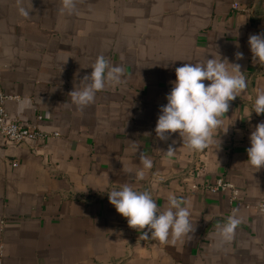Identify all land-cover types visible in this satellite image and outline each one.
<instances>
[{"label": "crops", "instance_id": "1", "mask_svg": "<svg viewBox=\"0 0 264 264\" xmlns=\"http://www.w3.org/2000/svg\"><path fill=\"white\" fill-rule=\"evenodd\" d=\"M74 4L67 12L63 0H0L8 119L60 134L21 145L0 138V264H264V216L231 204L228 191L205 188L224 177L245 201L264 200V167L246 162L249 134L264 121V113H250L256 90H264V65L247 43L264 33V0ZM218 54L239 64L247 81L214 134L220 148L188 150L178 133L159 140L155 124L175 68ZM98 55L123 67L124 82L80 108L69 92ZM25 98L30 104L21 109ZM140 151L151 169H143ZM123 183L150 190L161 210L169 194L183 198L194 232L163 243L141 236L108 201L106 192ZM231 215L240 222L223 241L217 225Z\"/></svg>", "mask_w": 264, "mask_h": 264}, {"label": "clouds", "instance_id": "2", "mask_svg": "<svg viewBox=\"0 0 264 264\" xmlns=\"http://www.w3.org/2000/svg\"><path fill=\"white\" fill-rule=\"evenodd\" d=\"M74 7V0H63L61 10L71 12ZM18 11L24 17L30 14L23 7ZM247 43L253 60L264 65V33L249 35ZM218 56L205 58L203 62H186L175 68V80L165 96L166 104L159 107L155 124L154 131L159 140L178 133L188 150L201 151L213 144H218L217 150L220 148V136L217 142L214 134L222 126L221 118L228 112L229 102L247 88V81L239 64ZM235 56L241 59L243 53L237 52ZM90 68V74L69 92L73 104L80 108L91 104L97 92L106 86H118L124 82L123 67L112 65L104 55H98ZM29 104L30 100L25 98L19 106L23 109ZM253 111L258 116L264 113V90H256L250 113ZM228 126L223 133L226 134ZM249 143L246 162L258 171L264 167V121L257 123L250 132ZM173 151L169 146L166 152L171 156ZM139 161L143 169L152 168L151 159L142 151L139 152ZM143 176V170L135 172L137 179H143ZM106 193L116 212L126 218L127 225L139 230L145 238L152 237L163 243L169 238L179 240L194 232L190 211L183 198L175 194L167 196V207L161 210L150 190L138 191L130 183H123ZM239 222L235 215H231L218 224L221 240H231Z\"/></svg>", "mask_w": 264, "mask_h": 264}, {"label": "built area", "instance_id": "3", "mask_svg": "<svg viewBox=\"0 0 264 264\" xmlns=\"http://www.w3.org/2000/svg\"><path fill=\"white\" fill-rule=\"evenodd\" d=\"M233 6L237 8L236 3H234ZM7 98H12V96L6 95L0 91V138L3 139L5 144L21 145L27 141H42L50 136L58 137L60 135L58 132L51 133L43 131L38 125L22 126L15 121L9 120L4 105ZM17 164L16 161H13L14 166ZM193 188H198V185H194ZM205 188L214 192L228 191L230 193L229 202L231 204L248 208L253 207L264 216V200L255 203L245 201L241 197L240 189L224 177H217L214 182L207 185Z\"/></svg>", "mask_w": 264, "mask_h": 264}]
</instances>
